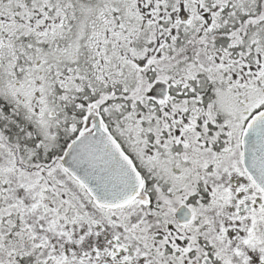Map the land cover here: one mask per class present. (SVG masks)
<instances>
[{
	"label": "snow or ice",
	"instance_id": "snow-or-ice-1",
	"mask_svg": "<svg viewBox=\"0 0 264 264\" xmlns=\"http://www.w3.org/2000/svg\"><path fill=\"white\" fill-rule=\"evenodd\" d=\"M0 264H264V0H0Z\"/></svg>",
	"mask_w": 264,
	"mask_h": 264
}]
</instances>
